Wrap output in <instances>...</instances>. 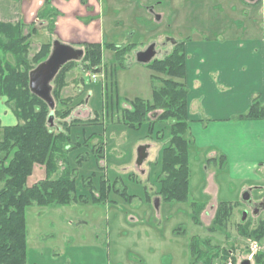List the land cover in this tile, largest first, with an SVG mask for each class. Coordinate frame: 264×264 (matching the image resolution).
<instances>
[{
  "label": "rangeland",
  "instance_id": "obj_1",
  "mask_svg": "<svg viewBox=\"0 0 264 264\" xmlns=\"http://www.w3.org/2000/svg\"><path fill=\"white\" fill-rule=\"evenodd\" d=\"M47 1L51 5L62 2ZM82 1L71 0L61 14L73 22L74 17H78L76 25L70 27L75 48L81 47L80 42L84 40L102 44V70L96 73L95 81L94 72L85 68L83 59L73 61L75 64L69 71L68 85L62 95L63 98L74 96L73 101L63 105L56 100V107L71 108V114L66 119L56 116L55 124L78 119L85 124V135L89 139L92 132L97 135L89 141V147L82 146L67 153L68 161L59 163V173H64L67 166L74 169L78 193L90 198L93 196L86 182L92 178V185L97 189L101 176L135 197L130 201L111 192L106 201L28 207V264H191L190 245L194 239H210L213 252L223 248L231 250L233 260L240 264L247 259L251 241L239 237L235 227L244 214L249 221L256 220L251 208L242 200L244 192H239L240 182L228 181L226 164L221 167L217 160L215 165L221 169L217 179L224 192L219 202L225 199L224 202H238V205L225 230L209 232L219 204L208 218L203 219V211L211 200L204 193L207 172L203 155L193 149L190 151L189 199L162 201L154 192L161 173L162 148L169 139L167 125L172 120L157 123L153 133L149 132L150 121L141 129L133 130L125 124L124 110L131 108L135 98L151 101L153 76L159 75L136 61L138 52L155 43L156 58H162L172 50V40L262 36L264 0L253 10L240 6L236 0H131L133 7L129 8L124 5V0L112 3L107 0ZM36 27L39 33L33 40L31 56L39 50L38 45L59 38V32L55 35L56 26L49 30ZM110 43L118 47L129 45L130 50L119 59L116 51L107 47ZM159 114L161 112L156 111L149 116L153 121ZM4 128L7 127L2 128V134ZM84 137L80 138L81 142L75 138L72 142L82 144ZM93 144L97 148L103 145L100 161L96 150H91ZM140 146L149 147L141 166L137 164ZM79 158H83L81 163L77 162ZM45 178V165L36 164L27 184L33 186ZM251 195L254 201L264 199V191L261 194L254 190ZM198 212L199 224L194 217ZM260 216L264 218V210Z\"/></svg>",
  "mask_w": 264,
  "mask_h": 264
},
{
  "label": "trees",
  "instance_id": "obj_2",
  "mask_svg": "<svg viewBox=\"0 0 264 264\" xmlns=\"http://www.w3.org/2000/svg\"><path fill=\"white\" fill-rule=\"evenodd\" d=\"M49 3V2H48ZM48 26H54L56 18L47 19ZM37 27L29 28L25 24L11 23L0 20V98H6L7 103L18 118V123L3 129L0 140V264H28L27 256V226L26 211L32 205L65 206L80 201L88 203L106 201L111 192L132 200L125 188H117L101 176L99 187L88 178V185L93 198L79 194L75 171L70 166L64 173H59V163L68 161L67 153L78 150L82 146L89 147V141L97 135L92 132L89 139L85 134L81 120L55 124L56 116L66 119L71 114V108L52 110L47 102L32 93L29 87V74L40 63L45 61L52 49V42L44 43L31 56V38ZM52 30V29H51ZM85 49V68L98 73L102 70L103 51L101 43H81ZM107 47L117 53L121 59L130 46L117 47L107 44ZM185 41H176L173 48L162 58H155L146 66L159 75L153 76L152 100L135 98L131 108L124 110L125 124L139 130L148 121L149 132H154L157 123H168L169 139L162 148L161 173L157 178L158 186L155 195L162 201H187L190 197L191 168L189 155L193 145L190 135L188 110V88L186 78ZM75 62H69L59 71L54 80L52 96L67 105L74 96L63 98V92L68 85L69 71ZM126 67L125 64H121ZM162 75V76H160ZM159 82V84L157 83ZM160 111L156 120H151L150 114ZM54 112V122L49 118ZM241 118L263 119L264 104L256 97L249 112ZM85 131V133H82ZM101 135V134H99ZM85 136L80 143V138ZM78 139L76 143L73 139ZM159 138V137H158ZM87 140V141H86ZM103 145L91 146L100 161L103 156ZM221 167H224V156H220ZM217 159V158H213ZM83 158L77 159L81 163ZM211 160H209L210 162ZM36 164L45 165L46 178L33 186H28L27 180L32 175ZM96 176V173H94ZM149 195L147 194V197ZM238 202H220L208 230L211 233L222 232L229 226ZM195 222L201 223L199 212L194 216ZM239 237L262 244L264 239V218L254 222H239L235 227ZM228 237V236H227ZM191 264H227L233 259V252L227 248L213 252L211 240L194 239L190 245ZM249 253V250L247 251ZM253 261L264 264V252L257 253ZM233 264L236 262L233 260Z\"/></svg>",
  "mask_w": 264,
  "mask_h": 264
},
{
  "label": "crops",
  "instance_id": "obj_3",
  "mask_svg": "<svg viewBox=\"0 0 264 264\" xmlns=\"http://www.w3.org/2000/svg\"><path fill=\"white\" fill-rule=\"evenodd\" d=\"M236 1L251 10L263 2ZM68 2L71 0L54 2L52 5L47 0H0V20L49 30L47 19L54 17L55 35L59 32V38L55 37V41L72 45L74 41L70 27L76 25L78 17H74L73 22L61 14L62 10H67ZM75 2L83 3L82 0ZM124 2L127 8L133 7L131 0ZM37 17L39 22H36ZM38 33L39 29L33 34L32 43ZM184 41L187 55L185 83L188 88L190 135L193 139L191 149L202 154L207 163H204L207 172L204 193L211 198L203 211L204 219L216 209L220 203L219 197L224 193L217 179L221 169L215 165L217 160L221 161L220 156H224L226 162L228 181L240 182L239 192L259 190L262 194L264 191V118L240 117L249 112L256 97L264 104V34ZM87 42L84 40L80 43ZM17 123L18 118L6 99L0 98V134L3 127Z\"/></svg>",
  "mask_w": 264,
  "mask_h": 264
},
{
  "label": "water",
  "instance_id": "obj_4",
  "mask_svg": "<svg viewBox=\"0 0 264 264\" xmlns=\"http://www.w3.org/2000/svg\"><path fill=\"white\" fill-rule=\"evenodd\" d=\"M160 19V17L158 18ZM156 44H151L146 50L140 51L136 55V61L141 64H149L156 57ZM85 55L82 48H75L70 44L54 41L49 57L36 66L29 74V87L32 93L43 99L49 107L54 110L55 100L52 96V82L58 75L61 68L71 61H79ZM49 122H54V112L51 113ZM148 146H140L137 150V164L142 165L148 156ZM242 200L253 210L254 215H258L264 209V202H254L250 190L242 194ZM244 214L243 220H245ZM241 264H252L249 259H245Z\"/></svg>",
  "mask_w": 264,
  "mask_h": 264
},
{
  "label": "built area",
  "instance_id": "obj_5",
  "mask_svg": "<svg viewBox=\"0 0 264 264\" xmlns=\"http://www.w3.org/2000/svg\"><path fill=\"white\" fill-rule=\"evenodd\" d=\"M93 78H95V76H93ZM250 250V257H253L254 254L262 250V247L257 242H252L250 245ZM229 264H231V261H229Z\"/></svg>",
  "mask_w": 264,
  "mask_h": 264
},
{
  "label": "flooded vegetation",
  "instance_id": "obj_6",
  "mask_svg": "<svg viewBox=\"0 0 264 264\" xmlns=\"http://www.w3.org/2000/svg\"><path fill=\"white\" fill-rule=\"evenodd\" d=\"M150 11L152 12V10H150ZM167 41H169V39H167ZM153 44H155V43H153ZM117 47H118V46H117ZM162 51H163V50H161L160 53H161ZM156 52H157V44H156ZM168 53H169V52H168ZM168 53H167V54H168ZM167 54H166V55H167Z\"/></svg>",
  "mask_w": 264,
  "mask_h": 264
}]
</instances>
